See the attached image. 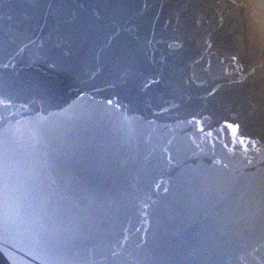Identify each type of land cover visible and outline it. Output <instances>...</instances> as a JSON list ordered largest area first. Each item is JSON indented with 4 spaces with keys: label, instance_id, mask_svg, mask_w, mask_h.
<instances>
[{
    "label": "water",
    "instance_id": "95a60500",
    "mask_svg": "<svg viewBox=\"0 0 264 264\" xmlns=\"http://www.w3.org/2000/svg\"><path fill=\"white\" fill-rule=\"evenodd\" d=\"M0 264H264V0H0Z\"/></svg>",
    "mask_w": 264,
    "mask_h": 264
}]
</instances>
